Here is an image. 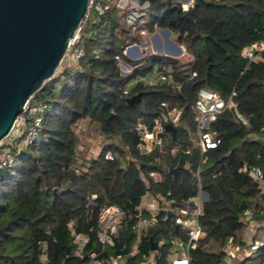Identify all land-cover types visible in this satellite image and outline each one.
Wrapping results in <instances>:
<instances>
[{
	"label": "trees",
	"instance_id": "1",
	"mask_svg": "<svg viewBox=\"0 0 264 264\" xmlns=\"http://www.w3.org/2000/svg\"><path fill=\"white\" fill-rule=\"evenodd\" d=\"M149 2V31L156 26L171 29L193 58L182 62L150 53L131 59L123 50L142 42L141 32L126 22L112 0H103L104 14L90 7L75 43L83 47L84 55L77 62L61 64L31 98L32 104L45 105L39 138L20 147L12 145L14 163L0 168V264H42L43 257L44 264H88L86 257L75 254L73 231L90 237L85 254L99 251L98 211L106 200L129 212L106 257L119 256L121 245L125 264H138L136 258L141 261L144 253H151L153 237L162 243L156 264H172V240H186L185 233L172 217L160 216L138 241L132 209L148 190L171 191L177 202L196 196L198 169L208 198L190 264H231L227 262L231 244L250 248L259 239V229H264V187L242 168L247 162L264 170V50L252 61L242 51L264 42V0H196L187 10L174 0ZM118 56L131 64V71L123 73ZM155 64L158 69L151 82L142 78L129 85ZM163 73L170 80H161ZM202 88L224 98L235 91L238 108L249 119L245 125L234 110L220 114L212 130L221 142L204 155L197 144L193 110ZM139 92L142 101L130 105L127 99ZM174 107L182 109L177 122H172L176 137L165 129V121L163 147L148 150L140 131L153 128ZM82 123L87 125L85 132L94 130L105 138L96 156L80 154ZM108 152L114 159L105 157ZM176 167L179 170L171 173ZM152 171L161 173L160 181L150 175ZM91 194L97 195V205L88 204ZM248 209L260 223L250 242L244 240L250 225L245 217ZM259 240L263 245L255 252H262L257 257L264 264V235ZM136 243L138 251L132 254Z\"/></svg>",
	"mask_w": 264,
	"mask_h": 264
},
{
	"label": "built area",
	"instance_id": "2",
	"mask_svg": "<svg viewBox=\"0 0 264 264\" xmlns=\"http://www.w3.org/2000/svg\"><path fill=\"white\" fill-rule=\"evenodd\" d=\"M115 5L124 13L126 22L132 26L134 30L141 32L147 42H134L127 45L123 54L131 59L142 58L145 54L142 52V47L145 46L150 39H155V34L160 31L159 26H156V32H150L147 27V9L150 6L149 0H112ZM182 5L184 10L192 6L196 0H174ZM93 6L100 13L106 12V7L103 0H90V7ZM78 34L71 42L64 59L67 61L77 62L80 57L84 55V49L81 46L75 47L76 41L79 39ZM264 50V42L258 41L251 45L246 46L242 51V56L249 60H256L259 53ZM155 53V52H154ZM120 62L122 61L127 66L131 64L121 56H118ZM127 73V72H126ZM194 75H197L195 72ZM163 81L170 80L168 74L163 73L160 77ZM150 82L152 79L149 80ZM128 92V89H127ZM235 91H233L228 98L222 97L218 92L208 88L199 90L198 96L193 105L195 111L197 144L201 149L202 154H206L211 148H215L220 144L221 139L217 137L216 133L212 130V123L217 117L226 110H234L237 118L245 125L249 124V119L239 110L238 102L234 99ZM32 98V97H31ZM167 106V103H163ZM45 105L38 103L32 104L31 99L27 102L24 112L17 117L9 133L0 142V168L12 165L14 163V153L11 146L16 142L17 138L24 136L25 144L33 143L39 138L40 128L43 123V112ZM177 111V116L172 118V112ZM182 109L176 107L168 111V115L173 119L171 122H176ZM170 122V121H168ZM28 124V126H27ZM27 126V127H26ZM164 123L159 119L153 128H144L140 131L141 139L145 142L146 148L152 150L154 146L163 147L164 137ZM176 148H173L174 152ZM105 157L107 159H114V155L108 152ZM207 160V156H203L202 162ZM243 170H249L262 187H264V170L260 165L250 166L247 162L244 164ZM150 175L156 180L160 181L162 178L161 173L157 171L150 172ZM196 184L198 193L194 197L186 198L182 202H177L172 197V192L167 194L154 193L150 190L146 192L141 204L135 206L132 211L136 220L135 228L139 231L138 241H140L141 233L149 228L154 227L160 216L163 220L172 217L187 236V239L175 238L173 242V252L169 256V261L172 264H190L191 250L197 246L198 240L201 236L200 216L203 212L204 201L208 198V192L203 189L201 182L200 169L196 172ZM89 205H97V195L91 194L88 198ZM128 211L121 205L110 200L104 201L99 206L98 211V226L97 237L100 244L99 251H92L85 254V248L90 243V237L84 233L73 231V240L76 245V256L86 257L88 264H119L118 256L106 257L105 253L110 247L115 246V237L123 227ZM252 210L248 209L245 212V217L249 220L250 224L255 222L252 219ZM161 245V242H159ZM263 245V241L256 240L248 249L247 254L256 251L259 246ZM159 249V248H158ZM151 250V253H144L143 257L146 258L147 264H156V252ZM138 251V243L134 245L132 254ZM181 251L182 254H178ZM238 246L230 245L227 254V262L232 263L235 259V252H239ZM44 264L45 258L43 257ZM125 264V262H124Z\"/></svg>",
	"mask_w": 264,
	"mask_h": 264
},
{
	"label": "water",
	"instance_id": "3",
	"mask_svg": "<svg viewBox=\"0 0 264 264\" xmlns=\"http://www.w3.org/2000/svg\"><path fill=\"white\" fill-rule=\"evenodd\" d=\"M89 9L90 0H0V142L33 94L55 75ZM162 31L172 34L169 28ZM178 39L179 35L172 36L176 45L172 54L182 52ZM142 99L143 92H139L127 102L134 105ZM165 129L176 137L172 122ZM150 240L151 250H157L159 241ZM123 253L119 245L117 255Z\"/></svg>",
	"mask_w": 264,
	"mask_h": 264
},
{
	"label": "rangeland",
	"instance_id": "4",
	"mask_svg": "<svg viewBox=\"0 0 264 264\" xmlns=\"http://www.w3.org/2000/svg\"><path fill=\"white\" fill-rule=\"evenodd\" d=\"M159 28H160V31H158V34H159L160 38L156 39V40L154 39L155 44L153 43V40L150 39V43L148 42L145 46L142 47L143 48L142 53L146 55V54H150V53L155 52V53H160L163 55L172 56V57L177 58L178 60H180L182 62H189L193 58V56H192V54L187 52L186 47L183 44H179L182 47V52H180L178 54L170 53L171 50L174 51L175 46H176L173 44V42H171L172 36L176 33L172 32L171 35L165 34L166 37H164V35H163L164 33L162 32V29H164V28H161V27H159ZM143 41L147 42V39L145 37H143ZM157 46L158 47L161 46L162 51L156 50ZM66 62H72V61H67L64 59L61 64L64 65ZM120 66H121L123 73L129 72L132 70L130 65L127 66L122 61L120 62ZM170 68H171V66H170ZM157 69H158V64H155L153 70H149L145 75L139 74L137 77L132 79V81L130 82L129 85L132 86L138 79H142V78H146V80L149 81L151 78L154 77L155 73L157 72ZM177 115H178L177 111L172 112V118L176 117ZM172 118H171V116H169L167 114V115H164L161 118H159V120H160V122L162 121L164 123L165 121H167V122L172 121L173 120ZM27 126H28V124H27ZM80 128L83 131V133L81 134V137H80V146H79L80 154L82 156H88V157L96 156L97 154L100 153V151L103 147V141L105 140L104 136H102L100 133H98L94 130L85 132V130L87 129V125H85L84 123L80 124ZM24 144H25V142H24V136H23V137L17 138L16 142L13 144L12 147H14V146L20 147V146H23ZM12 147H11V149H12ZM252 225L255 227L256 222H253ZM263 235H264V229L261 228V229H259V232H258V238L262 239ZM260 253H262V252L260 251L254 256H257ZM235 255H236L235 258H238L237 261L238 260L240 261L241 258L242 259L244 258V252L243 251L240 254H239V252H235ZM118 257H119V264H124L127 256L120 255ZM135 260L138 264H147V260L144 257H143V260H141V261L139 258H136ZM244 264H259V259H258V257H251L248 260H246V262Z\"/></svg>",
	"mask_w": 264,
	"mask_h": 264
},
{
	"label": "crops",
	"instance_id": "5",
	"mask_svg": "<svg viewBox=\"0 0 264 264\" xmlns=\"http://www.w3.org/2000/svg\"><path fill=\"white\" fill-rule=\"evenodd\" d=\"M162 32H163V31H162ZM163 33H164V32H163ZM163 35H164V37H166L165 33H164ZM154 36H155V40L160 38L158 33H156ZM178 43H179V42H178ZM157 48H158V46L156 47V50H157ZM259 226H260V223H257V222H256L255 227H254L252 224H250L249 227H248V229L246 230V237H245L244 240H245V241H246V240H249V242H250L251 240H253V238L255 237V235H256V233H257V228H258ZM258 240H259V239H258ZM248 249H249V247H246V248H240L239 254L243 251V252H244V258H245V257H249V256H251V257H257V256H254V255L257 254V252H255V251L248 255V254H247ZM172 252H173V248H172ZM178 254H182L181 251H179ZM251 257H250V258H251ZM244 258H243V259H244ZM237 259H238V258H235L231 264H237L238 261H239V260L237 261ZM258 259H259V264H262V262H261V260H260L259 257H258ZM240 260H242V258H241Z\"/></svg>",
	"mask_w": 264,
	"mask_h": 264
}]
</instances>
